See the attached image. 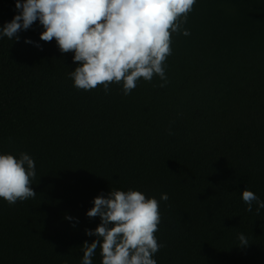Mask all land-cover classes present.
Masks as SVG:
<instances>
[{"label": "trees", "instance_id": "16d2710c", "mask_svg": "<svg viewBox=\"0 0 264 264\" xmlns=\"http://www.w3.org/2000/svg\"><path fill=\"white\" fill-rule=\"evenodd\" d=\"M18 14L0 0V28ZM183 29L166 85L140 78L128 95L75 88L74 54L39 21L0 37V154L34 160L37 194L0 198V264H81L100 224L86 213L112 189L159 201L157 264H264V209L242 200L264 201V0H195Z\"/></svg>", "mask_w": 264, "mask_h": 264}, {"label": "clouds", "instance_id": "9594fccd", "mask_svg": "<svg viewBox=\"0 0 264 264\" xmlns=\"http://www.w3.org/2000/svg\"><path fill=\"white\" fill-rule=\"evenodd\" d=\"M195 0H16L19 12L0 28V37L19 41L18 33L28 30L39 21L44 31L40 39H55L62 54L73 53L78 66L69 72L74 87L82 90L103 85L105 93L113 82L120 84L124 95L143 78L150 82L156 75L167 83L165 61L171 55V34L185 36L183 29ZM26 43H32L26 40ZM39 47V45H37ZM172 134L171 132L169 133ZM35 162L26 153L17 159L0 154V198L10 206L37 195L31 185L35 178ZM161 200L169 199L162 194ZM242 200L251 212L264 209L252 191L244 190ZM87 211L89 218H100L87 236L96 239L84 242L81 264H92V257L100 248L101 264H157L153 259L162 244L155 233L161 222L159 201L146 198L139 191L112 189L93 200ZM71 219L70 217H67ZM240 246H247V238L238 236Z\"/></svg>", "mask_w": 264, "mask_h": 264}]
</instances>
